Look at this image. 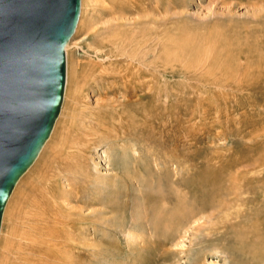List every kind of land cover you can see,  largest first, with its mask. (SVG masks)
<instances>
[{"label": "rangeland", "instance_id": "rangeland-1", "mask_svg": "<svg viewBox=\"0 0 264 264\" xmlns=\"http://www.w3.org/2000/svg\"><path fill=\"white\" fill-rule=\"evenodd\" d=\"M68 44L0 264H264V0H81Z\"/></svg>", "mask_w": 264, "mask_h": 264}, {"label": "water", "instance_id": "water-1", "mask_svg": "<svg viewBox=\"0 0 264 264\" xmlns=\"http://www.w3.org/2000/svg\"><path fill=\"white\" fill-rule=\"evenodd\" d=\"M80 2L0 0V229L8 198L60 113Z\"/></svg>", "mask_w": 264, "mask_h": 264}, {"label": "bare ground", "instance_id": "bare-ground-1", "mask_svg": "<svg viewBox=\"0 0 264 264\" xmlns=\"http://www.w3.org/2000/svg\"><path fill=\"white\" fill-rule=\"evenodd\" d=\"M81 3V2H80ZM69 42V41H68ZM68 48H69V44H68V46H66V51L68 50ZM64 90H65V88H64ZM59 116V115H58ZM57 120V119H56ZM56 122V121H55ZM46 143V142H45ZM43 148V147H42ZM31 167V166H30ZM29 167V168H30ZM175 220V219H174Z\"/></svg>", "mask_w": 264, "mask_h": 264}]
</instances>
